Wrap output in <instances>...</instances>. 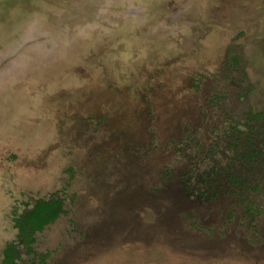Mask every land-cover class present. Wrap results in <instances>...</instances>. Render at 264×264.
Returning <instances> with one entry per match:
<instances>
[{
  "label": "rangeland",
  "instance_id": "obj_1",
  "mask_svg": "<svg viewBox=\"0 0 264 264\" xmlns=\"http://www.w3.org/2000/svg\"><path fill=\"white\" fill-rule=\"evenodd\" d=\"M50 196L27 247L16 218ZM10 247L264 264V0H0V264Z\"/></svg>",
  "mask_w": 264,
  "mask_h": 264
},
{
  "label": "trees",
  "instance_id": "obj_2",
  "mask_svg": "<svg viewBox=\"0 0 264 264\" xmlns=\"http://www.w3.org/2000/svg\"><path fill=\"white\" fill-rule=\"evenodd\" d=\"M63 207L62 198L50 196L47 199L38 200L29 211L16 218L22 244L30 247L33 235L56 222L63 214ZM14 259V248L10 247L4 252V264H14Z\"/></svg>",
  "mask_w": 264,
  "mask_h": 264
},
{
  "label": "flooded vegetation",
  "instance_id": "obj_3",
  "mask_svg": "<svg viewBox=\"0 0 264 264\" xmlns=\"http://www.w3.org/2000/svg\"><path fill=\"white\" fill-rule=\"evenodd\" d=\"M254 153H257V152H256V151H255V152H252V153H251V157H253ZM256 156H257V154H256ZM253 160H256V161H257V158H255V159H253Z\"/></svg>",
  "mask_w": 264,
  "mask_h": 264
}]
</instances>
